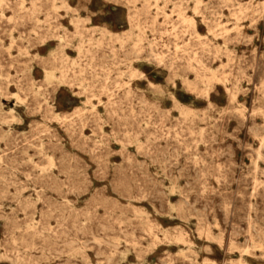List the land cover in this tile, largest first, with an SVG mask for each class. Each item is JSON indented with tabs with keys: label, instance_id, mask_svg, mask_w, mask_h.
Returning a JSON list of instances; mask_svg holds the SVG:
<instances>
[{
	"label": "rangeland",
	"instance_id": "1",
	"mask_svg": "<svg viewBox=\"0 0 264 264\" xmlns=\"http://www.w3.org/2000/svg\"><path fill=\"white\" fill-rule=\"evenodd\" d=\"M0 264H264V0H0Z\"/></svg>",
	"mask_w": 264,
	"mask_h": 264
},
{
	"label": "bare ground",
	"instance_id": "2",
	"mask_svg": "<svg viewBox=\"0 0 264 264\" xmlns=\"http://www.w3.org/2000/svg\"><path fill=\"white\" fill-rule=\"evenodd\" d=\"M190 22H192L193 21V19L192 18H189L188 19ZM226 23V22H225ZM106 33H110L109 31H106ZM127 36H130L131 34H132V31L131 30H127L126 31V33H125ZM204 48V47H203ZM157 58H158V56H157ZM46 71V70H45ZM47 72V71H46ZM52 73V72H51ZM128 73H129V77L131 78V77H134V76H137V75H139V74H142V72H140L139 70H137V69H133V68H129L128 69ZM44 77H45V75H44ZM52 77V75L50 74V73H47L46 74V79H50ZM220 81V80H219ZM174 83V82H173ZM226 89V88H225ZM232 94V93H231ZM253 101V100H252ZM238 103V102H237ZM242 109V108H241ZM57 113V112H56ZM8 115H10V114H8ZM261 140H262V137H261ZM262 142V141H261ZM260 144V143H259ZM179 152V151H178ZM256 153V152H255ZM257 154H259V153H257ZM182 156V155H181ZM256 156V155H255ZM254 156V157H255ZM183 157V156H182ZM257 159V158H256ZM167 160V159H166ZM168 161V160H167ZM256 165V164H255ZM57 177V176H56ZM251 182V181H250ZM39 190V189H38ZM37 191V190H36ZM252 195V194H251ZM189 229V228H188ZM242 229V228H241ZM238 241H240V240H238ZM69 243V242H68ZM239 262V261H238Z\"/></svg>",
	"mask_w": 264,
	"mask_h": 264
},
{
	"label": "crops",
	"instance_id": "3",
	"mask_svg": "<svg viewBox=\"0 0 264 264\" xmlns=\"http://www.w3.org/2000/svg\"><path fill=\"white\" fill-rule=\"evenodd\" d=\"M127 31V30H126ZM126 31H124V32H126Z\"/></svg>",
	"mask_w": 264,
	"mask_h": 264
}]
</instances>
